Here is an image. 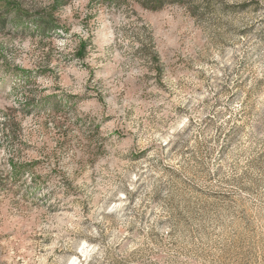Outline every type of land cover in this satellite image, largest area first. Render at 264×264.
Segmentation results:
<instances>
[{"label": "rangeland", "instance_id": "374dc122", "mask_svg": "<svg viewBox=\"0 0 264 264\" xmlns=\"http://www.w3.org/2000/svg\"><path fill=\"white\" fill-rule=\"evenodd\" d=\"M0 0V264H264V0Z\"/></svg>", "mask_w": 264, "mask_h": 264}, {"label": "trees", "instance_id": "16d2710c", "mask_svg": "<svg viewBox=\"0 0 264 264\" xmlns=\"http://www.w3.org/2000/svg\"><path fill=\"white\" fill-rule=\"evenodd\" d=\"M175 1H181V0H144L142 1V4L150 9H160L162 8L166 3H171ZM7 20L2 17L0 14V31H3L6 28Z\"/></svg>", "mask_w": 264, "mask_h": 264}]
</instances>
